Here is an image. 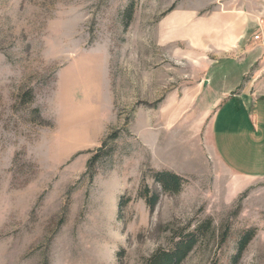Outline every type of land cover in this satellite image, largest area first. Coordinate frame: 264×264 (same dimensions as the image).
<instances>
[{
    "label": "rangeland",
    "instance_id": "374dc122",
    "mask_svg": "<svg viewBox=\"0 0 264 264\" xmlns=\"http://www.w3.org/2000/svg\"><path fill=\"white\" fill-rule=\"evenodd\" d=\"M239 5L0 0V264H144L183 235L197 243L180 264H264V178L209 140L217 37L186 35Z\"/></svg>",
    "mask_w": 264,
    "mask_h": 264
},
{
    "label": "crops",
    "instance_id": "0c3cea01",
    "mask_svg": "<svg viewBox=\"0 0 264 264\" xmlns=\"http://www.w3.org/2000/svg\"><path fill=\"white\" fill-rule=\"evenodd\" d=\"M231 2L240 4L239 9L209 14L193 24V29L186 28L190 31L186 35L190 40L191 30H200L201 37L209 41L217 37V45L211 40L208 46L219 55L214 61L222 67L209 73L205 82L218 101L208 132L215 156L239 176L263 179L264 0ZM178 16L186 27L191 26L186 23L188 18Z\"/></svg>",
    "mask_w": 264,
    "mask_h": 264
},
{
    "label": "trees",
    "instance_id": "16d2710c",
    "mask_svg": "<svg viewBox=\"0 0 264 264\" xmlns=\"http://www.w3.org/2000/svg\"><path fill=\"white\" fill-rule=\"evenodd\" d=\"M133 8L129 9V15L131 17V12ZM114 137V136H112ZM112 137L110 139H112ZM102 152V151H101ZM99 155V154H98ZM93 158L91 163H95L98 161L99 158L102 156H98ZM154 179L158 184L162 187V190L165 193L171 195L180 194L183 190L186 181L181 176L174 174L172 172H159L155 174ZM149 208L154 210L158 201L159 196L157 194H150V191H147L143 194ZM254 237V231H248L241 239L239 243L238 254L235 256V262L237 263L238 260L241 258V255L252 241ZM197 243V236L196 235H188V236H181L179 238V242H177L174 246V249L166 252L160 251L152 256L149 260H146L144 264H180L187 256V254L195 247Z\"/></svg>",
    "mask_w": 264,
    "mask_h": 264
},
{
    "label": "built area",
    "instance_id": "2783aa9c",
    "mask_svg": "<svg viewBox=\"0 0 264 264\" xmlns=\"http://www.w3.org/2000/svg\"><path fill=\"white\" fill-rule=\"evenodd\" d=\"M256 38H258V37H256Z\"/></svg>",
    "mask_w": 264,
    "mask_h": 264
}]
</instances>
